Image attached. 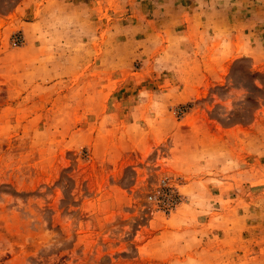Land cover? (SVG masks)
Here are the masks:
<instances>
[{"label":"rangeland","instance_id":"obj_1","mask_svg":"<svg viewBox=\"0 0 264 264\" xmlns=\"http://www.w3.org/2000/svg\"><path fill=\"white\" fill-rule=\"evenodd\" d=\"M219 1L218 22H195L193 32L205 28V36L193 39L177 36L187 29L184 13L164 14L167 8L156 6L161 0H67L78 10L95 13L104 3L109 9L99 18L81 16L87 34L57 48L41 37L48 0H0V241L15 247L0 264H20L16 257L25 264H171L153 245L185 230L174 218L190 203L183 192L197 177L163 162L220 145L239 157L241 173L255 182L209 186L218 197L214 210L197 216L188 230L207 233L196 251L210 256L219 250L217 264H264V156L250 154L264 152V22H254L264 5ZM169 41L177 42L171 53ZM180 53L183 67L172 60L167 67L156 64ZM41 58L53 76L46 93L21 86L24 69ZM172 89L175 102L158 136L139 92ZM234 90L244 99H234L221 119ZM74 92L80 102L67 104ZM65 109L70 119L54 126ZM104 114L116 117L115 129L101 130ZM133 124L141 131L130 134ZM37 133L47 142L39 143ZM73 134L82 146L68 143ZM157 192L147 203V194ZM49 239L60 246L45 251Z\"/></svg>","mask_w":264,"mask_h":264},{"label":"clouds","instance_id":"obj_2","mask_svg":"<svg viewBox=\"0 0 264 264\" xmlns=\"http://www.w3.org/2000/svg\"><path fill=\"white\" fill-rule=\"evenodd\" d=\"M258 3L264 5V0H257ZM197 3L201 9L206 5L203 0H197ZM224 6L230 7L231 0H224ZM214 7V4H213ZM71 9V10H70ZM44 15L40 20L41 37L43 42L49 46L61 48L65 45L70 46L72 39L79 40L80 37L87 34V20H80L81 16L86 17L87 11L78 10L73 8L67 0H48L43 6ZM256 20L254 22H264V10L256 13ZM211 26V25H210ZM217 34L215 39L219 40L221 31L216 30ZM182 39H184L182 37ZM63 42V43H62ZM176 41H169L168 51H173V45ZM172 60L174 65L183 67L186 62L184 53H180L179 56L166 54L156 60L157 65L167 67V61ZM48 63L45 58L33 61L28 65L22 74L21 86L29 91H36L46 93L52 90L51 81L53 79L52 73L45 70L43 65ZM68 68L66 71H72ZM163 68L158 67L157 71H162ZM172 69H169L171 71ZM59 75V73H57ZM48 86H45V84ZM176 96V90L172 89L164 95H157L150 93L147 90H141L139 92V104L141 109H145L147 112L154 114V118L149 120V123L153 126V130L158 136L162 135L165 130L166 119L165 114L167 112L168 104L174 103V97ZM244 92L230 93L231 98H226L222 107L226 111L220 113V118L225 119L228 113L234 108V99H244ZM81 97L76 93H72L67 104L75 105L80 102ZM70 109H65L63 112L55 115L54 126H63L70 119ZM135 116V113L133 114ZM108 125H112L113 129L117 127L116 117L112 114H104L100 121L101 130L107 131ZM141 131L137 125H130L128 132L135 134ZM37 140L39 143H45L48 140V136L45 134L37 133ZM74 147L82 146V141L79 134H73V137L68 141ZM48 147H52L48 145ZM264 156V152H257L255 149H250V154ZM204 161L201 165L199 162ZM165 163L166 167L175 168L183 172L189 173L192 177H197L193 183L185 187L183 195H185L190 203L184 206L183 214H178L174 218V223L177 229H185L184 231H173L161 236L160 240L153 245L154 253L161 260H170L171 264H217L221 259V252L219 250L214 251L210 256H206L203 253H198L196 249L200 246L201 239H203L206 232L191 231L196 224V217L199 215L211 214L214 210V201L218 200V197H213L210 192L209 186L217 188L224 187V183L229 179H238L241 183L244 181L255 182L252 175L241 173L242 161L238 156H235L231 151L227 150L224 146H206L199 154L187 151L183 152L179 159H171ZM239 174V175H236ZM203 176V179L200 177ZM159 192L156 193L154 198L150 193L146 196V202L152 203L154 199L158 198ZM22 204L21 201H18ZM222 218L216 217V227H220ZM197 237H200L198 239ZM60 245L55 241L49 239L44 244L45 251H51L54 247ZM143 253V251L141 250ZM9 253L15 255V247L11 242L0 241V257H3ZM20 264H25L20 257H16Z\"/></svg>","mask_w":264,"mask_h":264},{"label":"crops","instance_id":"obj_3","mask_svg":"<svg viewBox=\"0 0 264 264\" xmlns=\"http://www.w3.org/2000/svg\"><path fill=\"white\" fill-rule=\"evenodd\" d=\"M103 2H105V0H103ZM203 2L206 5V9L203 8L201 9L197 3V0H161V2H157L156 6L158 7H166L167 11H161L164 14H167L168 16H172L174 17L177 12H182L184 13V17H183V21L187 22L188 24L187 29H185L184 31H178L177 32V36H183L185 38H202L205 36V28H203V30L198 29L197 31L193 32V28L197 25H194L195 22L197 21H201L200 19L202 18H206V20H208L209 22L212 21L214 23L218 22V17L219 15H221L222 10H220V8H218V4H220L219 0H203ZM251 3L253 4H260L257 2V0H251ZM213 8H210V6H213ZM91 7L92 3H88L86 6ZM100 6V7H99ZM97 8L98 12L95 11L96 10V5L93 6V8L91 10H94V12H90V9L87 10V12H89V17H102V16H106V12L107 9H109L108 5L106 3H104L103 6H101V4L99 5ZM209 7V8H208ZM100 10V12H99ZM100 13V14H98ZM208 22V23H209ZM205 23H207V21H205ZM206 25V24H205ZM200 27V25H199ZM205 27V26H204ZM189 29L190 32H189ZM185 35H184V34ZM192 34V35H191ZM196 47H198V50L196 51L197 53H200V51L202 50V47H200L199 45H195ZM195 51V50H194ZM211 53H218V50L216 49L215 51H213V49L209 50Z\"/></svg>","mask_w":264,"mask_h":264}]
</instances>
